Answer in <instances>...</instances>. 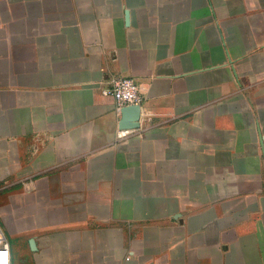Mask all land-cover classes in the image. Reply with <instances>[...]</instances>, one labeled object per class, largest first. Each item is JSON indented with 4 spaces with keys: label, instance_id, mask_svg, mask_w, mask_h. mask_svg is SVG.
I'll return each instance as SVG.
<instances>
[{
    "label": "crops",
    "instance_id": "obj_1",
    "mask_svg": "<svg viewBox=\"0 0 264 264\" xmlns=\"http://www.w3.org/2000/svg\"><path fill=\"white\" fill-rule=\"evenodd\" d=\"M261 136L264 0H0L9 264H264Z\"/></svg>",
    "mask_w": 264,
    "mask_h": 264
},
{
    "label": "built area",
    "instance_id": "obj_2",
    "mask_svg": "<svg viewBox=\"0 0 264 264\" xmlns=\"http://www.w3.org/2000/svg\"><path fill=\"white\" fill-rule=\"evenodd\" d=\"M104 96L111 97L115 103V111L120 114L121 109L131 106H140L142 98L139 87L134 80L129 78L115 77L110 81V87L102 91ZM141 117V112H140ZM140 120V119H139ZM135 130V129H134ZM131 131H118L117 138L122 139L128 136ZM0 261L1 264H9L8 245L0 231Z\"/></svg>",
    "mask_w": 264,
    "mask_h": 264
},
{
    "label": "water",
    "instance_id": "obj_3",
    "mask_svg": "<svg viewBox=\"0 0 264 264\" xmlns=\"http://www.w3.org/2000/svg\"><path fill=\"white\" fill-rule=\"evenodd\" d=\"M140 106H131L125 107L120 111V122L119 129L120 130H134L139 127V119H140ZM261 144L264 142V136L260 137ZM32 245L33 242H30Z\"/></svg>",
    "mask_w": 264,
    "mask_h": 264
},
{
    "label": "bare ground",
    "instance_id": "obj_4",
    "mask_svg": "<svg viewBox=\"0 0 264 264\" xmlns=\"http://www.w3.org/2000/svg\"><path fill=\"white\" fill-rule=\"evenodd\" d=\"M0 264H1V261H0Z\"/></svg>",
    "mask_w": 264,
    "mask_h": 264
}]
</instances>
